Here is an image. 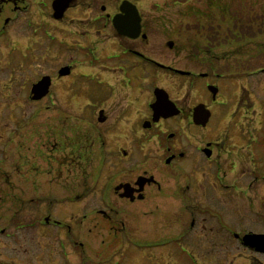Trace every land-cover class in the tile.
<instances>
[{"label": "rangeland", "instance_id": "rangeland-1", "mask_svg": "<svg viewBox=\"0 0 264 264\" xmlns=\"http://www.w3.org/2000/svg\"><path fill=\"white\" fill-rule=\"evenodd\" d=\"M99 1L115 11L120 0ZM132 1L143 16L148 37L121 43H135L163 64L209 74L192 80L148 65L144 70L146 64H140L137 58L136 89L128 100L133 106L130 117L127 109L122 111L124 90L119 92L121 107L115 101L101 104L107 118L101 122L98 107H86L84 91L72 88L75 79L85 78L81 73L105 68H92L97 60L86 59L81 49L66 50L61 46L88 45L93 49L89 54L103 58L102 63L109 66L112 60L105 56L121 48L110 22L97 27L89 21L85 2L92 0H74L61 19L51 16L50 0H40L39 5L32 3L27 13L18 12L1 33L0 264H208V259H215L214 254L225 253L231 254V264H264V253L236 242L231 246L204 240L155 245L141 240L139 237L152 234L151 214L140 208L135 217L125 218L127 229L122 234L109 229V224L94 212L105 201L114 202L111 194L118 178L113 158L120 133L117 130H122L128 118L139 119L150 90L159 85L172 99L179 100L185 115L199 101L206 102L213 113L207 128H194L186 118L178 139L187 153L180 162L184 172L202 179L199 194L197 190L191 194L211 199L216 208L224 210L234 231H264V0ZM82 2L85 4L80 5ZM101 3L94 7L96 12ZM70 60L76 65L73 74L58 80L42 99L32 100L31 84L44 74H54L59 65ZM100 74L108 76L106 71ZM206 83L218 86L215 102L211 101ZM87 109L90 111L86 114ZM91 109H96V113ZM74 125L88 131L89 140L96 133L93 129L102 132L104 148L99 141L88 149L72 142V137L79 135L77 128L72 129ZM174 128L171 125L169 130ZM155 132H145L149 139L145 143L141 142L143 139L136 140L135 158L162 177L174 179L179 169L166 167L159 159ZM138 135L144 137L140 132ZM160 136L163 134L159 139ZM206 140L219 143L209 158L198 150ZM212 173H219L222 178L218 181L216 177L214 188L205 185L212 184L207 177ZM181 179L178 176V184ZM203 185L205 196H201ZM102 190H106L105 196ZM162 205L176 207L180 203L170 198ZM83 213L87 217L81 224ZM75 214H79L77 219ZM203 218L201 215L200 222H204ZM166 219L168 223L165 220L161 227L173 235L175 231L170 228H176L177 223ZM214 221L210 216L206 218L208 225ZM213 232L200 226L199 236H216ZM129 235L137 237L136 246H126L125 250L120 239L113 241L116 236ZM70 237L75 238L76 244ZM117 246L122 248L121 253L115 251ZM224 263L221 259L212 261Z\"/></svg>", "mask_w": 264, "mask_h": 264}, {"label": "flooded vegetation", "instance_id": "flooded-vegetation-1", "mask_svg": "<svg viewBox=\"0 0 264 264\" xmlns=\"http://www.w3.org/2000/svg\"><path fill=\"white\" fill-rule=\"evenodd\" d=\"M54 0H50V6H51V16L54 19H61L63 16L66 15L67 11L73 6L74 0L68 1V6L63 12V15L61 17H55L54 16V10L52 7V3ZM88 1V0H87ZM122 1L120 0L116 3L115 11H110L108 8V5L105 4L103 1L99 0H92V3L85 2L86 8L89 12L87 16L89 17V21L93 22L97 27L105 26L107 25V22H110L111 26L114 28V34L113 37L116 39L117 44H119V50L114 51L110 54H107L105 56L108 59L112 60L113 67L109 66V64L102 63L103 58H98L94 56L93 54H89L90 50L92 51V48H89L88 45H81L80 43H77V47L75 45H63L61 46V49L65 48L66 50H74V49H81L82 56H84L86 59L91 57L92 61L97 60L96 63H92L91 67L98 69L99 67L105 68V70H96L94 72H87V73H81L84 79H75L74 86H72L73 90L76 89H82L84 91L85 97L88 101H86V107H98L97 113L99 114L98 119L101 122H104L107 118L104 115L103 112V106L101 104H111L113 101H115V104L121 107L120 105V95L119 92H121V89L124 90V102L122 106V111L127 109L129 117L132 116V110L133 106L131 107V101L129 100V96L131 95L132 90L135 92L136 89V79H137V73L136 69L138 68V61L137 58L141 61H139L140 64L145 63L146 67H143L145 70L147 68V65L153 68H156L162 72L173 74V75H180L185 78H191L192 80L195 79L196 76L201 77H207L209 73H198L195 74L193 71L189 69H183V68H175L169 64H163L152 57L148 56L142 49H139L135 43L132 44H124L121 43L122 41L127 40L128 42H135L137 40H146L148 37V33L145 31L146 24L144 22L143 16L141 15V12L137 6V4L132 0H127L133 4L136 5L138 9V13L140 16V32L139 35L136 37H129L128 35H124L120 33L113 25L112 18L116 14H121V4ZM102 2L99 5V12H96L94 7L98 6V4ZM32 3H36V5L40 4V0H0V20L2 19V25L0 26V35L2 32H5L6 26L13 21L18 12L27 13L29 11V6ZM85 3H80V5H83ZM95 11L96 13L94 14ZM125 25V22L123 23ZM77 61V59H76ZM73 61H68L64 64L59 65L54 74H44L42 76L48 75L50 77V85L48 92L50 91V88L55 86L56 82L58 80H61L62 78L70 77L75 69V66L73 64ZM65 68L67 70L66 73H62L61 69ZM148 69V68H147ZM176 69L181 70L182 72L175 71ZM154 70V69H150ZM106 71L108 76L104 77L101 76L100 72ZM41 76V77H42ZM40 77V78H41ZM39 78V79H40ZM38 79V80H39ZM112 79V82L110 81ZM36 80V82L38 81ZM35 83V82H33ZM32 83V84H33ZM79 83V84H78ZM135 83V84H134ZM31 84V86H32ZM77 84V85H76ZM134 85V86H132ZM209 86H212L215 88L216 92L213 94V92L209 89ZM156 87H161L159 85H156L153 87L152 90H148L150 96L149 99L145 102V109L139 112L141 116L139 119L134 118H128L125 124L122 125V130L120 128L117 130V132H120L119 135L116 137V151H114L113 155L115 158L114 165L116 166L115 170H118L115 174L118 175V178L112 186V193L111 196L114 198L113 204L108 203V201H105L106 204L103 206H98L94 212L96 215L101 216L105 222L109 224V229H114L117 234L119 232L122 234L127 227L125 226L126 220L125 218L129 217H135L137 213L138 208H140V211L143 213H150L151 219L149 221V229L151 236L146 237H139L141 240H146L147 242L151 244H161L165 245L167 243L176 242V243H182V241H189L190 243H194L199 240H204L205 243L210 244H228L232 245L233 242H236L237 244H240L244 247H249L252 250L257 251L254 247L243 245L242 240L243 236L248 233H254V234H264L263 230L258 231H234V227L230 223V221L226 218V212L224 210L222 211L216 204L212 203L211 199H205L200 198V195L198 197L193 196L191 194V191L200 190V186H202V179L199 177V175H191L186 174L184 172V165L180 162L187 156V153L181 148V145L178 141L180 134L182 133V127L183 122L188 119V122L191 126L197 129L201 128H207L211 122L212 118V110L209 107L208 104L204 101H199L196 104H194L191 107L190 112L185 115L184 114V108L181 103H179L178 99H172L169 95V92L166 90L168 94V98L173 102V104L167 102V105L160 111V113L168 112L171 113L173 110L176 109L177 113L174 114H168V115H159L155 119L154 116V109L153 104L156 101V95L154 93V89ZM206 88L210 92V98L212 102L216 101V96L218 94V86H216L215 83H206ZM164 89V88H163ZM31 90V88H30ZM165 90V89H164ZM30 98L32 100H40L41 98H33L30 93ZM204 104V108L208 109V118L206 119V122L203 124L202 119L198 118L196 110H194V107L197 104ZM89 108V107H88ZM89 109L86 110V114ZM136 110V109H135ZM90 111V110H89ZM92 113H96V109H91ZM131 112V114H130ZM207 113V112H205ZM120 114V113H119ZM200 115V114H199ZM87 117V116H86ZM178 118V119H177ZM94 124V123H93ZM175 126L174 130H169L170 126ZM165 127V129H163ZM77 128V135L76 137H72V142L77 144L78 146L81 145L83 148L88 149L95 143V141H99L100 146L104 148L106 145V141L104 140L103 133L100 131H94V136L91 137L92 140H89V132L85 131L82 126L74 125L72 126V129ZM155 129V136H158V140H156V143L159 147V159H162L166 167L172 166L173 168L179 169L177 176L173 178H165L162 177L158 172L154 171L153 169H149L147 167L143 166V161H138L136 156V140L143 139L141 142L149 141V139L146 137L145 132L149 130ZM138 132L142 134L141 137L138 135ZM160 133L163 134V137L159 135ZM128 139V140H127ZM90 141V143H89ZM128 142V144H127ZM87 144V145H86ZM86 145V146H85ZM219 145V143H216V141H205V146L202 148H198L199 151H202L207 158H209L215 149V147ZM74 146V145H73ZM75 147V146H74ZM209 152V154L207 153ZM83 159V158H82ZM211 160V158L209 159ZM212 160L215 162L216 158H212ZM118 164L120 166H118ZM137 171V172H136ZM122 176H119L121 175ZM208 180L213 181L212 184H207L209 187H216L217 181L216 177L218 178V181H221L222 178L219 176V173H212L207 174ZM178 176L181 179V184H178ZM197 176V177H196ZM139 180V183H137V180ZM123 184H128L127 188L123 186ZM118 185H121V187L116 188ZM203 185V195L205 196L206 192V186ZM197 187V188H196ZM108 191V190H107ZM110 191V190H109ZM106 190H102L101 193L102 196H105ZM109 193V192H108ZM170 198L178 199L180 205H177L176 207H173V205H168L167 207L163 206L162 203L164 201L169 200ZM144 202V203H143ZM141 203L142 205H139ZM183 203V204H182ZM208 204V205H206ZM138 205V206H137ZM203 215L204 222H200L199 218ZM79 214H75L74 218L77 219ZM212 217L215 219L214 223H211L208 225L206 222L207 217ZM49 215L45 217V222L47 223ZM87 214L83 213L82 218L80 219L79 223H83L84 219H86ZM162 217V219H161ZM173 219L174 223H177L176 228H170V230L175 231L173 235H168L165 231H163L161 224L165 220V224L168 223V220L166 219ZM164 219V220H163ZM57 223V221H55ZM198 224V225H197ZM202 230H210L214 231L213 233H216V236L210 235L205 236L203 239L199 236L200 226ZM161 227V228H159ZM67 232L70 234V226H67ZM241 231V232H240ZM114 233V234H115ZM208 233V232H207ZM209 234V233H208ZM218 235V236H217ZM75 238L70 237V241L76 244V241L73 240ZM111 239V238H109ZM117 239H120L125 246V250L130 247L131 245L136 246L137 243V237L133 235L129 236H116L113 238V241H118ZM103 242V239H102ZM119 242V241H118ZM108 244V243H107ZM116 244V243H114ZM127 246V247H126ZM121 249L119 246L116 247L115 251H118V253H121ZM78 251V249H77ZM114 251V252H115ZM259 253H264L261 251H257ZM231 254H220V255H213L212 257L215 259H208V264H212V261L215 260H224V264H231L232 258H230ZM229 257V258H228ZM105 261H109V259L105 258ZM89 261H85V264H88ZM102 264H108L107 262L101 261ZM132 264L131 262H129ZM141 263V262H140ZM116 264V263H114Z\"/></svg>", "mask_w": 264, "mask_h": 264}, {"label": "water", "instance_id": "water-1", "mask_svg": "<svg viewBox=\"0 0 264 264\" xmlns=\"http://www.w3.org/2000/svg\"><path fill=\"white\" fill-rule=\"evenodd\" d=\"M69 0H54L52 3V7L54 10L55 17H61L63 15L64 10L68 6ZM121 14H116L112 18L114 27L122 34L128 35L129 37H136L139 35L140 32V16L138 13V9L135 4L124 0L120 6ZM125 22V25L123 23ZM169 46H172V43L169 42ZM62 73H66L67 70L65 68L61 69ZM177 72H182L179 69H176ZM50 85V77L48 75L42 76L37 82L33 83L31 86L30 93L33 98H41L44 94L48 92ZM209 89L215 94L216 90L214 87L209 86ZM154 93L156 95V101L154 102L153 109H154V116L155 119L159 115H168L177 113L176 109L173 110L171 113L162 112L160 111L167 105V102L170 104L173 102L168 98L167 92L160 87H156L154 89ZM174 105V104H173ZM194 110L197 112V117L202 119L201 123H205L206 119L208 118V109L204 108V104H197L194 107ZM207 112V113H205ZM200 114V115H199ZM209 154V152L207 151ZM137 180V183H139ZM125 188H127L128 184H123ZM121 187L118 185L116 188ZM242 243L251 247H254L256 250L264 251V234H254L248 233L243 236Z\"/></svg>", "mask_w": 264, "mask_h": 264}, {"label": "trees", "instance_id": "trees-1", "mask_svg": "<svg viewBox=\"0 0 264 264\" xmlns=\"http://www.w3.org/2000/svg\"><path fill=\"white\" fill-rule=\"evenodd\" d=\"M210 2V1H209ZM208 2V5H206L208 8L210 7V3ZM240 21H246V20H243V19H239ZM263 23V21L260 22V24Z\"/></svg>", "mask_w": 264, "mask_h": 264}]
</instances>
